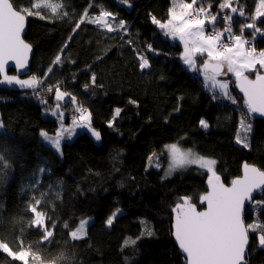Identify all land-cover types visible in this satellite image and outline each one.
<instances>
[{
	"label": "trees",
	"instance_id": "obj_1",
	"mask_svg": "<svg viewBox=\"0 0 264 264\" xmlns=\"http://www.w3.org/2000/svg\"><path fill=\"white\" fill-rule=\"evenodd\" d=\"M12 2L14 7L21 8L30 7L38 0ZM51 2L63 5L59 12L67 15L53 18L49 9H38L46 18L27 17L26 33L56 37L44 60L43 72L58 53L65 63L53 66L43 90L37 89L39 96L33 90L0 89V120L8 133L0 134V152L9 149L15 153L10 175L0 180V237L18 244L20 223L14 221L21 219L18 209L23 208L27 199V196L21 197L20 187L30 182L33 172L45 166L46 160L51 173L41 175L40 190L63 180L60 200L55 199L54 193L49 195L61 226L54 230L52 243L45 245L39 244L40 234L36 230L24 233L25 244L40 252L44 264H124L125 257L129 258V264H186L173 237L171 209L184 196L199 210L203 209L200 196L207 191V171L188 165L167 174L171 161L165 146L176 143L198 156L215 160V171L225 185H230L232 179L242 175L244 162L264 170V118L253 115L248 148L236 143L243 118L242 111L237 109L247 110L243 108V98L235 89V82L229 83L230 92L237 98L236 105L214 100L212 91L205 89L203 78L187 71L180 60L183 51L180 42L166 38L151 23L152 15L167 20L171 0H129L130 7L121 0H95L89 15L97 14L103 5L117 17L113 24L119 19L126 22L127 33L123 30L108 33L85 21L75 34L72 29L92 0ZM209 2L213 4L212 13H217L220 0H204V6ZM239 3L249 16L257 6V0H239ZM243 22L248 21L234 14L235 34H240ZM217 23L224 27L222 18ZM258 26L264 29V18L258 21ZM69 35L74 36L71 41H68ZM246 38L251 39V35L246 33ZM66 41L67 49L60 52ZM148 44L159 54L147 51ZM254 46L257 50L264 49V36L258 35ZM139 55L149 58V70L141 72ZM97 56L102 59L98 61ZM201 60L202 56H198V61ZM92 72L97 74L98 83L103 87H90L86 91L83 85L89 82ZM246 74L254 77L256 73ZM57 81L65 82L62 90L78 95L80 103L91 113V126L112 141L97 166H88L66 144L62 146L61 156L39 135L41 130L54 135L59 127L58 120L51 116L54 93L47 92L49 85ZM129 98L136 104L129 103ZM67 99L69 102L62 108L65 122L73 115V106L70 98ZM42 100L47 104H42ZM117 107L122 111L110 128L107 122ZM202 118L209 123L208 129L199 126ZM166 133L165 142L160 143ZM153 153L156 157L150 164L148 157ZM255 199L264 200V194ZM117 209L121 214L109 228L106 218ZM48 210L53 211L50 206ZM257 217L264 223V209L250 210L246 223ZM82 218H91L86 225L88 235L80 241H70L65 233L75 228ZM24 219L26 223L27 217ZM65 220L69 221L70 229L62 228ZM148 230L151 235H141ZM126 240L128 244L121 251ZM0 264L21 262H12L0 253ZM248 264H264V248L258 247L255 233H250Z\"/></svg>",
	"mask_w": 264,
	"mask_h": 264
},
{
	"label": "snow or ice",
	"instance_id": "obj_2",
	"mask_svg": "<svg viewBox=\"0 0 264 264\" xmlns=\"http://www.w3.org/2000/svg\"><path fill=\"white\" fill-rule=\"evenodd\" d=\"M122 4L131 6L129 0H121ZM172 6L168 10L167 20H160L154 15L151 16V23L160 32L172 41L178 40L183 45L180 60L186 66V70L196 74V78H203L205 89L211 86L212 98L220 103L230 101L237 104L235 98L229 91L227 80H220L218 77L227 76L229 73L235 77L236 87L243 94V118L240 121V132L237 133L236 143L242 144L244 148L249 147L248 133L253 130L250 120L253 114L264 117V49L257 50L254 42L257 36H264V29L258 26V21L264 18V0H257L254 12L249 16L239 0H220L216 7L218 11L213 14L211 9L213 4L208 3L204 6V0H171ZM235 4V6H234ZM95 6V0L84 10L80 20L76 22L72 33H77L81 24L87 21L107 30L108 33L120 32L127 33L126 22L119 19L118 23L111 21L117 19L115 14L106 10L100 5L98 13L89 15V9ZM63 7L61 4L52 3L51 0H38L31 3L30 7H14L12 0H0V87L18 86L19 89H31L37 96L43 90V85L47 83L50 73L53 72L55 65L64 64L61 55L58 53L51 62L47 71L42 76L32 74L27 79H21L18 75H8L5 67L9 61H14L18 71L24 70L28 66V54L32 51V45L27 43L22 34L25 32L26 18L38 16L40 19L46 17L37 11L46 8L51 11L53 18L57 15H67L60 13ZM245 17L246 21L240 25V34L233 31L234 14ZM151 15V14H150ZM222 18L224 28L216 30L218 19ZM211 26L212 30L206 29ZM250 30V31H249ZM246 33L251 35V39L246 38ZM74 38L69 35L68 41ZM133 44V41H128ZM68 47L65 42L60 52H64ZM149 52L159 51L154 49L151 44L146 46ZM206 55L202 65H197V57ZM102 57L97 56V60ZM257 66H259L257 68ZM139 69L141 72L150 69L149 58L139 55ZM226 68V72L224 69ZM255 71V79H250L246 72ZM75 80V75H73ZM64 81H57L47 88L48 93H54L55 107L51 109V116L59 122V127L54 135H49L46 130L39 132L43 141L50 145L56 153L62 156V142L71 140L77 129H86L96 141L101 140V134L91 126V113L84 107L78 95L63 89ZM103 87L99 85L97 74L92 72L89 82L83 85L87 91L90 87ZM70 98L72 104L71 124L65 126L66 115L61 109L67 105ZM42 104L47 101L42 100ZM129 103L136 104V101L129 98ZM122 109H114L113 117L107 122L108 127L112 128ZM179 111V109H177ZM48 110H45V115ZM199 126L208 129L209 123L205 119H200ZM5 124L0 120V134L7 135L4 131ZM170 156V166L167 174L188 165H198L200 169L207 171V191L200 196V203L206 205L204 210H198L197 206L191 202L187 196L179 198L175 206L171 209L174 214L173 235L181 253L184 255L186 264H246L247 248L250 240V233H255L258 247L264 248V223L259 222L258 217L252 222L246 223L249 211L256 212L264 209V200H256V194H264V170L248 163L242 165L243 174L232 179L230 186L222 182L221 176L214 170L216 161L196 155L189 151H183L176 143L165 146ZM15 153L9 149L0 152V180L10 175L13 167V157ZM156 154L148 157L151 164ZM41 166L33 172L29 183L22 184L20 187L21 197L27 196L23 208L18 209L21 216L20 235L18 244L9 242L0 237V253L11 258L12 262L19 261L21 264H44V260L39 251L34 250L31 244H25L24 233L29 230H36L40 234V245L50 244L53 241L55 229L61 226L59 214L54 211L55 204L49 199L50 193L55 194V199L60 200L63 180H57L55 184L49 183L47 189L41 191V175L51 173V169ZM23 167V165H21ZM51 207L53 211L48 210ZM121 214L117 209L111 213L105 224L111 228L114 220ZM25 217L26 223H25ZM89 219H80L78 225L67 231L65 235L70 241H80L88 234L86 225ZM63 229H70L68 220L62 222ZM144 234L151 235L148 230ZM135 244V241H132ZM128 241L126 240L121 247L123 251ZM124 264H129V258H124Z\"/></svg>",
	"mask_w": 264,
	"mask_h": 264
},
{
	"label": "rangeland",
	"instance_id": "obj_3",
	"mask_svg": "<svg viewBox=\"0 0 264 264\" xmlns=\"http://www.w3.org/2000/svg\"><path fill=\"white\" fill-rule=\"evenodd\" d=\"M214 14H216V13H214ZM111 22H113V21H111ZM219 28L223 29L224 27L219 26L217 23L216 30H219ZM211 30H212V28H210L207 31H211ZM26 37H27V40H29L34 45V47L36 48V53H35V56L33 59V64H32V74H37L38 76H42L43 75L44 60L49 55V53L51 52L52 47L56 41V37L49 36V35L39 36L36 33H28L26 35ZM182 47H183V45H182ZM206 58H207L206 55H203L202 60L198 61V57H197V65L198 66L202 65L203 61ZM224 71L226 72V68L224 69ZM262 74H264V71L262 72ZM254 77H250V78H254ZM234 78L235 77L230 73L227 76L218 77V79H220V80H227L228 83L230 81H232L234 83L235 82ZM208 90L211 91L210 85H209ZM229 91H230V83H229ZM61 110L63 111V109H61ZM71 119L72 118H70L67 122H65V126H68L71 124ZM246 123H251L253 126L252 119L246 120ZM99 132L101 134V140L96 141L95 138L92 137L91 134L86 129H77V133L74 134L73 138L71 140H65L64 142H62V146H64L66 144V147H72L77 153H79L82 156V158L86 161L88 166H90V167L97 166L99 159H101L105 156L107 150L109 149L110 145L112 144V141L107 137V135L104 132H102V131H99ZM238 132H240V134L243 135V132L240 129V124H239ZM167 135H168V133H166L165 135H163L161 137L160 143L165 142ZM249 135H250V133H248V141H249ZM45 143H47V142H45ZM181 150L189 151V150H185L182 148H181ZM169 158H170V156H169ZM207 159H210V158H207ZM195 166L198 167V165H195ZM204 170H206V169H204Z\"/></svg>",
	"mask_w": 264,
	"mask_h": 264
},
{
	"label": "water",
	"instance_id": "obj_4",
	"mask_svg": "<svg viewBox=\"0 0 264 264\" xmlns=\"http://www.w3.org/2000/svg\"><path fill=\"white\" fill-rule=\"evenodd\" d=\"M27 24H28V18H26V26H25V32L22 34V38L29 44L32 45V43H30L29 41L26 40L25 38V34H26V28H27ZM35 53H36V48L32 45V51L28 54V59H29V62H28V66L24 69V70H20L18 71L16 69V66H15V62L14 61H9L8 64L6 65L5 67V71L8 75H18L19 78L21 79H27L29 76L32 75L31 73V70H32V64H33V59H34V56H35ZM10 71H14V74H10L9 72ZM247 75V74H246ZM250 78V77H249ZM250 79H255L254 78H250ZM1 90H13V91H29L31 89H19L18 86H11V87H8V86H4V87H0ZM235 89L237 90V92L240 94V96L243 98V94L239 91V89L236 87V83H235ZM254 116H257V117H260L258 114H253ZM260 118H264V117H260ZM244 163H247V162H244ZM249 164V163H248ZM250 165H253L255 166L254 164H250ZM257 167V166H255ZM258 168V167H257ZM242 174H243V170H242ZM226 186H230V185H226ZM259 194H256L255 195V198L258 196ZM203 209L206 207V205H203ZM198 209V208H197ZM199 210V209H198ZM174 237V235H173ZM174 240H175V237H174ZM176 242V240H175ZM176 245L178 247V244L176 242ZM249 245H250V240H249ZM249 245H248V248H247V256H246V264H248V249H249ZM179 248V247H178ZM180 250V249H179ZM181 253V251H180ZM181 255L184 257V255L181 253Z\"/></svg>",
	"mask_w": 264,
	"mask_h": 264
},
{
	"label": "bare ground",
	"instance_id": "obj_5",
	"mask_svg": "<svg viewBox=\"0 0 264 264\" xmlns=\"http://www.w3.org/2000/svg\"><path fill=\"white\" fill-rule=\"evenodd\" d=\"M210 29V27H208L206 30H209ZM219 30H221L220 28H219ZM26 31H27V28H26ZM26 35H27V33L25 34V38H26V40H27V37H26ZM27 41H29V40H27ZM30 42V41H29ZM31 43V42H30ZM33 45V44H32ZM34 46V45H33ZM10 73V72H9ZM10 74H14V73H10ZM221 77H223V76H221Z\"/></svg>",
	"mask_w": 264,
	"mask_h": 264
}]
</instances>
